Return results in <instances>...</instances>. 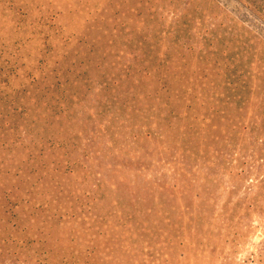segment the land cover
Segmentation results:
<instances>
[{"label": "rangeland", "instance_id": "1", "mask_svg": "<svg viewBox=\"0 0 264 264\" xmlns=\"http://www.w3.org/2000/svg\"><path fill=\"white\" fill-rule=\"evenodd\" d=\"M0 264H264V0H0Z\"/></svg>", "mask_w": 264, "mask_h": 264}, {"label": "trees", "instance_id": "2", "mask_svg": "<svg viewBox=\"0 0 264 264\" xmlns=\"http://www.w3.org/2000/svg\"><path fill=\"white\" fill-rule=\"evenodd\" d=\"M158 72H160V71L158 70ZM227 73H229V71H227ZM147 74H150V72H147ZM164 85L165 84H163V86L160 87V90L164 94L165 93H168V96H166V100H163V101L160 100L156 104V106L154 105V102H155V100H154L155 98L154 97H156V99H158L159 89H156V91H154L152 89H149V92H146L147 89H143V91H142L140 88H138V89L141 90V92H143V94H144V100H145L144 102L146 103L144 106L141 105V108L143 110L142 109L139 110L142 114L146 113V116L144 117V120L147 121L148 119H151V118H157V119H159L156 122L157 126L164 127L165 129H167L170 132V130L174 129V127H175V125H173V123H174L173 121L175 119H178V121L176 123L178 129L185 128L184 130L180 131V134L182 136V139H181L182 141L185 140L184 138H185L186 135H188L187 134L188 132L189 133H192V134L188 135L189 138H193V137L198 138V137H200V133H199L200 132V129H198L199 131L196 130V127L197 126L194 124V122L189 123L188 122L189 120L184 119V123L181 124L180 119L182 117H186V116H183L182 115L183 113H182V111H181L180 108L173 107L170 110H168V116L167 115L166 116L164 115L165 109H163V108H165V107L168 106V103L170 102V99H171V97L173 95H174V97L176 99H178V101L182 98V94L181 93H176L174 91V89H172L170 86L169 87H165ZM136 89L137 88L135 87L134 90H136ZM140 94L141 93H139V95ZM149 97L152 98V99H149ZM61 101H63V103H64V99L62 98V99H60V101H57V104H59ZM149 103L151 105V108H147ZM192 117L193 116H191V118ZM194 121H196L195 117H194ZM147 127H148V131H147L148 132V135L152 134L149 131L150 126H147ZM193 152L194 153H199L197 149H193ZM83 195L86 196L84 203L82 201L81 202H78L77 201V204L79 205L81 203V205H79L80 208H83L84 206L89 208L90 203H89V201H87V197H88L87 195L88 194L87 195L83 194ZM91 199H92V201H94V198L91 197ZM155 200H157V203L154 206L157 207L159 211L156 213L157 216H158V218L157 219H154V221L152 222V225H153L152 226V229L154 230L152 235L157 236L158 239H161V238L164 237V235L166 233L165 225H164V221L166 220V215H167V211L165 209L166 204H165V202H164L163 199L160 200V198H159V199H155ZM78 205H76V206H78ZM137 206H138V207H136L137 212L140 213L143 210V207H142L143 205L138 202V205ZM75 211H78V209H75ZM126 213L127 212H125V214ZM127 214L128 215L126 216V219H125L126 221L125 220L122 221V223H124V224H126V222H128L130 219L132 221L134 220L133 217H130L129 216L130 215L129 213H127ZM74 216L75 215H73L72 217H74ZM137 228L147 230L148 229L147 222L146 221H143L141 223H138L137 224Z\"/></svg>", "mask_w": 264, "mask_h": 264}]
</instances>
